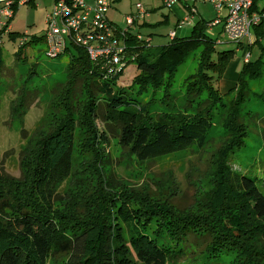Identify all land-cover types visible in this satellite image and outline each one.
Listing matches in <instances>:
<instances>
[{
    "label": "trees",
    "instance_id": "16d2710c",
    "mask_svg": "<svg viewBox=\"0 0 264 264\" xmlns=\"http://www.w3.org/2000/svg\"><path fill=\"white\" fill-rule=\"evenodd\" d=\"M252 11L263 15L264 0H253ZM207 29L198 20L189 37L174 36L157 49L128 31L123 68L136 63L138 73L127 89L117 86L122 68L108 74L106 63L92 62L84 48L64 47L58 58H68L65 84L51 103L63 114L24 141L19 178L0 174V264H135L157 253L176 263L190 259L191 251L214 261L230 252L232 264H264V161L245 174L229 165L256 129L257 115L247 104L251 97L264 103V93H251L248 83L262 76L263 64L260 58L242 62L235 86L221 93L219 82L242 47L217 52V38ZM252 33L249 53L264 39V18ZM5 37L19 39L16 63L26 62L27 48L43 44L45 51L43 35L10 31ZM197 51L196 72L184 80L182 93L173 90L179 67ZM34 66L28 75L36 77ZM26 85L10 102V115L18 119L33 100ZM134 86L138 94L150 90L146 103L133 98ZM110 127L140 161L215 142L211 188L194 208H179L172 195L152 190L161 180L121 182L104 147V128ZM189 238L192 244L185 246Z\"/></svg>",
    "mask_w": 264,
    "mask_h": 264
},
{
    "label": "rangeland",
    "instance_id": "374dc122",
    "mask_svg": "<svg viewBox=\"0 0 264 264\" xmlns=\"http://www.w3.org/2000/svg\"><path fill=\"white\" fill-rule=\"evenodd\" d=\"M85 1L89 4L92 2V0ZM149 1H151L150 4ZM153 2L156 7L154 10L150 8L153 7ZM54 3L55 0H34L32 4L17 7L10 20L11 31L32 37L42 36L46 31L45 15L52 11ZM112 4L114 5L107 9L106 17L120 30L125 29V17L134 13L136 4L148 9V15H152V18L147 20L148 22H154L161 13V23L142 27L140 35L143 40L148 41V47L151 49L168 45L169 33L175 30L176 20L169 16V23L163 22L164 17L168 16V11L162 6V0L161 3L160 0H113ZM189 7L191 11H194V15L191 16L192 26L185 25L184 32L180 37H189L198 20L201 19L210 25L216 19L213 6L209 3L195 5L189 3ZM195 11L198 15L195 14ZM186 16L190 17L188 14ZM178 26L184 25L178 22ZM220 29V25L213 29H207L209 36L221 41V44L216 46L217 52L236 50V45L228 43L225 35L219 33ZM18 41L19 39L12 42L7 37L4 38L1 47L3 67L0 69V174H6L14 179L20 177L18 156L24 141L29 140L35 130L47 129L54 114H63L60 109L56 110L51 107V103L65 84V65L68 62L66 56L47 58L45 52L42 53L40 50L43 44H39L34 48L26 49L28 58L24 64L16 63L14 55L18 51ZM244 52L240 48L235 53L233 62L239 60L237 73L243 62ZM198 55V51L190 54L185 63L179 67L174 77L173 90L183 91L184 80L196 72ZM258 58L263 64V73L259 79L248 83L249 90L253 94L264 93V42L251 46L250 60L253 62ZM233 62L229 64V67L234 64ZM35 64L37 67L34 66ZM32 66L36 67L35 71L39 73V76L28 75ZM137 73L136 63H128L118 77L117 86L123 89L131 87ZM23 84H29L26 86L31 92H34L35 96L33 95V100L25 110L24 117L18 119L16 116L10 115L9 109L11 100L14 99ZM137 90L138 88L134 86L133 98L142 104L146 103L151 97L150 90L146 94H138ZM182 91L180 92L182 93ZM157 96L159 93H155L154 98ZM247 109L252 110L258 120L256 129L251 132L250 138L246 142V147L236 153L229 162L232 170L238 174L249 173L251 170L256 171L257 168H260V162L264 161V124H262L264 123V103L251 97ZM114 129L115 127H110L108 130L104 128L108 142L104 147L109 165L113 168L114 173L121 177V182L129 186H141L151 184V178L161 180V187L151 185L152 190L172 195V203L179 208H194L202 200V192L211 188L210 174H213L214 169L210 156L216 147L215 142L192 145L188 149L170 152L153 160L143 159L140 161L119 143L115 137ZM77 138L80 137L77 136ZM260 175L262 177L261 192L264 195V173H260ZM56 205L58 206L59 203ZM189 244H192L191 238L186 240L185 246ZM189 258L184 257L179 262L169 263L163 255L157 253L150 258L142 257L144 261H136L135 264H232L234 255L227 252L214 261L209 257L200 256L196 251H191ZM46 264H52V262L47 260Z\"/></svg>",
    "mask_w": 264,
    "mask_h": 264
},
{
    "label": "built area",
    "instance_id": "2783aa9c",
    "mask_svg": "<svg viewBox=\"0 0 264 264\" xmlns=\"http://www.w3.org/2000/svg\"><path fill=\"white\" fill-rule=\"evenodd\" d=\"M29 1L31 0H0V45L11 31L10 20L13 12ZM111 1L92 0L89 4L85 0H55L52 11L45 15L46 31L43 37L46 57L58 58L64 47L72 44L84 48L92 62L104 61L110 68L108 74L113 75L123 69L127 47L123 38L134 24L148 16L149 11L136 4L134 13L125 17V29L120 30L110 24L106 17ZM183 1L193 5L211 4L216 19L208 27L220 24L227 42L241 46L245 51L243 63L250 60L247 46L254 40L252 28L264 18V14L252 11L253 0H162V4L166 9H172ZM182 22L191 23V17L184 18ZM173 37L174 33L170 32L169 38ZM138 39L143 37L138 35ZM26 40L27 36L20 40L19 45ZM260 42H264V39ZM145 43L148 45V41ZM217 44H221V41L217 40Z\"/></svg>",
    "mask_w": 264,
    "mask_h": 264
},
{
    "label": "crops",
    "instance_id": "0c3cea01",
    "mask_svg": "<svg viewBox=\"0 0 264 264\" xmlns=\"http://www.w3.org/2000/svg\"><path fill=\"white\" fill-rule=\"evenodd\" d=\"M112 2H113V0L111 1L110 6L114 5V4H112ZM150 3H151V1H149V4ZM160 3H161V0H160ZM150 8L152 10H154V8H156L154 2H153V7H150ZM166 10L168 11V16L164 17V21L163 22L169 23V16L174 18L176 20V24L174 25L175 30L173 31L174 36H176V37L182 36V34L184 32V28L183 27H185V25H188V26L191 25L192 26V23L191 24L190 23L189 24H187V23L185 24L184 22H182V20L187 17L186 16L187 14H188V16L190 15V17L193 16L194 15V13H193L194 11L190 10L189 3H187L186 1L180 2L179 4L175 5L172 9H166ZM191 13H193V14H191ZM195 14L198 15V13H196V11H195ZM151 18H152V15L149 14L143 21H141V22H139L137 24H134L129 29V31L132 34H134V35H136V34L140 35L142 27L152 26L153 24L161 23V13H159V18H157L154 22L153 21L148 22L147 20H149ZM178 22H180L184 26H178ZM219 25L220 24H216V25H214L212 27H208V28L213 29V28H215V27H217ZM219 33L220 34L222 33V26H221V29H220ZM169 40H170V38H169ZM232 62L233 61H231L230 63H232ZM238 62H239V60H237V62H235V63L233 62L234 64H232L231 67H229V65H228V67H227V69H226V71H225V73L223 75V78L219 82V91L221 93L227 92V91H229L230 89H232L235 86V83H236V80H237V76H238V73H237Z\"/></svg>",
    "mask_w": 264,
    "mask_h": 264
}]
</instances>
